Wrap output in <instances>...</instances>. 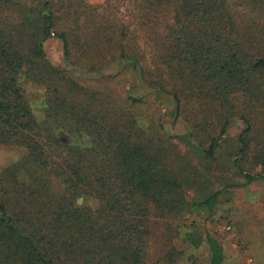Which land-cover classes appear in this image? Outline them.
Returning a JSON list of instances; mask_svg holds the SVG:
<instances>
[{"label": "trees", "instance_id": "1", "mask_svg": "<svg viewBox=\"0 0 264 264\" xmlns=\"http://www.w3.org/2000/svg\"><path fill=\"white\" fill-rule=\"evenodd\" d=\"M121 3L0 0V145L26 150L0 171V264H149L153 218L189 202L166 136L139 112L150 98L190 123L171 138L194 145L208 122V158L218 129L243 121L244 145L253 129L240 105H264V0ZM52 38L63 63L48 58ZM25 82L45 87L42 120ZM227 191L191 203L213 211ZM205 241L209 264H224L219 240Z\"/></svg>", "mask_w": 264, "mask_h": 264}, {"label": "rangeland", "instance_id": "2", "mask_svg": "<svg viewBox=\"0 0 264 264\" xmlns=\"http://www.w3.org/2000/svg\"><path fill=\"white\" fill-rule=\"evenodd\" d=\"M104 1L87 0L93 5ZM120 1L127 5L129 0ZM46 52L52 62L63 63L60 40L49 39ZM110 83L116 84L117 81ZM24 87L33 112L42 120L46 110L45 87L37 82H25ZM120 88L125 90L126 86L121 84ZM172 108L173 104L167 98L152 97L139 109L145 126L153 124L154 131L159 130L166 136L169 160L181 171L184 183L178 195L189 201L177 204L176 211L169 212L165 218H153L149 264H209L207 233L222 244L224 264H264V168L257 158L264 153V105L249 99L242 100L240 108L253 121L252 131L245 134V145L239 138L246 125L236 120L227 126L224 133L221 129L215 133L219 146L212 158L202 151L209 145L208 122L205 130L193 134L191 142L194 145L183 137L167 135V129L173 135L183 134L190 124L185 119L176 122ZM25 155L26 150L21 146L0 145V171ZM245 172L261 175L263 179L247 183ZM225 188L228 191L220 195L213 211L191 203L202 201L214 191ZM78 204L98 206L91 197L79 199Z\"/></svg>", "mask_w": 264, "mask_h": 264}, {"label": "built area", "instance_id": "3", "mask_svg": "<svg viewBox=\"0 0 264 264\" xmlns=\"http://www.w3.org/2000/svg\"><path fill=\"white\" fill-rule=\"evenodd\" d=\"M230 227H228V229H229Z\"/></svg>", "mask_w": 264, "mask_h": 264}]
</instances>
